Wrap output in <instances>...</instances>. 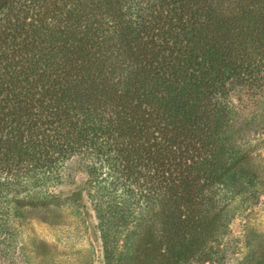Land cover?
<instances>
[{"label":"trees","instance_id":"16d2710c","mask_svg":"<svg viewBox=\"0 0 264 264\" xmlns=\"http://www.w3.org/2000/svg\"><path fill=\"white\" fill-rule=\"evenodd\" d=\"M236 91L264 100V0H0V233L78 168L105 264L121 238L124 256L213 253L225 203L264 192L227 145Z\"/></svg>","mask_w":264,"mask_h":264},{"label":"rangeland","instance_id":"374dc122","mask_svg":"<svg viewBox=\"0 0 264 264\" xmlns=\"http://www.w3.org/2000/svg\"><path fill=\"white\" fill-rule=\"evenodd\" d=\"M230 101L234 112L224 127L227 145L248 153L250 160L246 164L254 168L260 181L264 180V100L260 97L252 99L244 91H236ZM224 159L225 153L219 163L223 164ZM85 180L81 170L75 168L70 179L50 186L56 199L46 211L13 206L5 211L8 232L0 233V264H105L92 200L84 187ZM78 186L82 188L80 197L66 200L65 197L76 192ZM260 191L250 192L253 204L247 200L242 203L243 199L249 198V189L231 203L224 202L228 205L220 213V220L211 224L212 228L209 226L212 235L208 230L209 243L216 247L213 253L205 250L202 242L193 255L180 263L164 258L161 261L155 249L150 251L145 247L140 252L124 256L127 242L121 238L118 249L122 256L113 260L114 264H245L247 251L264 245V192L259 194ZM215 210L217 213L220 207Z\"/></svg>","mask_w":264,"mask_h":264}]
</instances>
